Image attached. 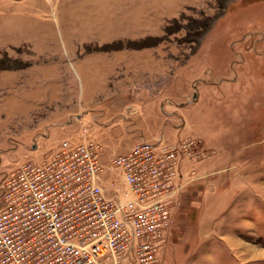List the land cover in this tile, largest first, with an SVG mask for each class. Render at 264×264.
<instances>
[{"label":"rangeland","instance_id":"rangeland-1","mask_svg":"<svg viewBox=\"0 0 264 264\" xmlns=\"http://www.w3.org/2000/svg\"><path fill=\"white\" fill-rule=\"evenodd\" d=\"M85 125L181 148L156 264H264V0H0V178Z\"/></svg>","mask_w":264,"mask_h":264},{"label":"built area","instance_id":"built-area-1","mask_svg":"<svg viewBox=\"0 0 264 264\" xmlns=\"http://www.w3.org/2000/svg\"><path fill=\"white\" fill-rule=\"evenodd\" d=\"M104 152L85 125L0 178V264H156L181 148Z\"/></svg>","mask_w":264,"mask_h":264}]
</instances>
